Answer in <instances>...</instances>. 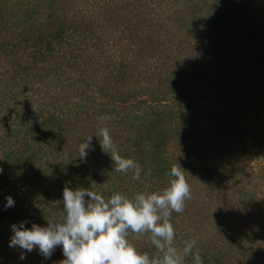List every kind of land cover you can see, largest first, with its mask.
<instances>
[{
	"label": "trees",
	"instance_id": "trees-1",
	"mask_svg": "<svg viewBox=\"0 0 264 264\" xmlns=\"http://www.w3.org/2000/svg\"><path fill=\"white\" fill-rule=\"evenodd\" d=\"M225 9L219 0H0V264L65 259L61 246L49 258L35 247L9 246L13 224L30 229L59 218L65 186L106 201L113 194L134 199L168 186L171 166L180 165L172 162L171 147L208 160L210 124L199 122L203 102L186 89L190 63L210 51H237L231 62L242 64V31ZM100 12L119 24L111 31L95 26ZM101 127L122 157L139 163V179L132 170L115 171L95 136ZM87 135L91 148L81 159L78 147ZM260 140L264 160V119ZM9 196L14 206L5 208ZM173 218L172 246L183 255L191 240ZM150 235L129 230L127 239L151 260L161 259ZM216 244L194 246L184 264H195L196 254L202 264H228L233 250L242 257L238 247ZM256 251L264 264V250Z\"/></svg>",
	"mask_w": 264,
	"mask_h": 264
},
{
	"label": "rangeland",
	"instance_id": "rangeland-1",
	"mask_svg": "<svg viewBox=\"0 0 264 264\" xmlns=\"http://www.w3.org/2000/svg\"><path fill=\"white\" fill-rule=\"evenodd\" d=\"M219 1L225 4V15L242 31V64L231 62L237 51L221 53L219 49L207 53L206 60L198 55L200 59L190 63L192 77L186 90L203 102L205 119L199 122L210 124L213 149L206 162L193 160L178 146L169 149L172 162L179 160L185 170L190 187V198L181 213L172 212V221L196 242V249L209 242L225 248L230 245L242 250V257L233 250L228 264H241V260L242 264H262L256 249L260 246L264 250L260 140L264 119V66L260 65L264 54V0ZM112 18L100 12L94 24L111 31L113 23L119 24Z\"/></svg>",
	"mask_w": 264,
	"mask_h": 264
},
{
	"label": "clouds",
	"instance_id": "clouds-1",
	"mask_svg": "<svg viewBox=\"0 0 264 264\" xmlns=\"http://www.w3.org/2000/svg\"><path fill=\"white\" fill-rule=\"evenodd\" d=\"M104 119L100 117L101 121ZM95 136L102 151L113 161L115 171L132 170L133 179H139L141 166L119 154L107 127L99 128ZM84 138L86 142L79 143L78 147L81 159L86 158L91 148L92 135ZM168 175V186L162 191L136 194L134 199L113 194L106 201L89 189L71 190L65 186L59 218L49 216L46 226L32 223L30 229L25 227V222L13 224L9 246L26 252L38 248L44 258H49L61 246L65 259L58 264H184V257L192 254L196 242L185 241L181 255L172 246L175 231L170 218L173 211H183L185 200L190 198V187L185 170L177 162ZM6 200L5 208L14 206L12 197ZM129 230L136 234L150 233L149 240L162 253V258L151 260L148 254L138 252L127 239ZM20 258H25L23 252ZM193 259L195 264H202L199 254Z\"/></svg>",
	"mask_w": 264,
	"mask_h": 264
}]
</instances>
